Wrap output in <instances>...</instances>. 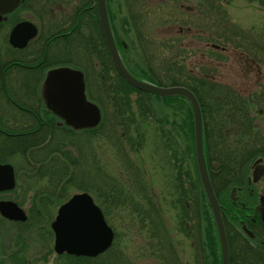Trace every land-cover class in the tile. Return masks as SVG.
<instances>
[{"label": "trees", "instance_id": "1", "mask_svg": "<svg viewBox=\"0 0 264 264\" xmlns=\"http://www.w3.org/2000/svg\"><path fill=\"white\" fill-rule=\"evenodd\" d=\"M124 1L125 7H127V17L120 18V20L122 19V30H127L125 26L128 25L131 26L133 31L137 32L139 46L142 51L134 53L137 50L134 48L128 32L125 31L126 34H123L118 31L116 25L117 17L111 7L112 0H108L111 24L123 59L131 71L138 77L163 86L185 85L196 93L204 112L207 145L212 170H229L226 173L228 176L230 172L233 173L237 170V165L240 168L254 155L264 151V141L259 139L263 137L261 132H253L256 118L254 113L264 111V80L258 85L255 92L250 95H244L233 86H224L219 82L217 83L214 77L203 70L200 74H186L183 71L184 67H175L174 64L171 65V61L165 62L169 64L154 67V61L156 62L159 59L157 52L160 46L157 45L156 39L153 38V33L159 25L154 26L152 30H147L152 20L159 21L163 25H173L172 27H175L179 32L195 27L198 31L203 30L207 34L205 38L207 43L211 45L212 55L218 60L226 58L220 51H225L228 49L227 46L232 45L233 49L242 50V54L248 61L263 65L264 67V26L258 32H252L253 34L241 29L230 20L229 13L222 5V0H197L192 9L189 8L188 13V6L185 8L183 4L181 5V0H165L162 6L151 4L150 0ZM226 1L230 2L231 0ZM248 1L257 2L264 8V0ZM93 16V52L96 58L93 55V72L91 73L93 76V88L99 95L95 96L92 93V98L102 106L104 121L100 127L87 130L86 132H92L93 139L103 137L100 131L108 124V132L110 134L106 135V137L111 140L118 159L124 163L126 172L128 173V180L127 184H122L116 178L108 179V177L103 175L100 167L97 166V171L100 170L96 174L98 179L82 176L81 184L84 185H80V190L90 191L91 193L96 192L100 196H103L110 205L113 204L111 196L114 194L119 195L121 199L120 206L113 204L112 207L122 206L126 208L132 213L133 222L139 221L144 224L146 228L141 226V229L149 236L147 243H166L169 226L165 219L164 208H161L157 200L152 196L153 188L147 187L146 180L140 181L139 173H133L130 170L131 167H137L139 164L132 161L129 153L133 150L140 151L145 142L144 133L142 135L139 129L140 124L136 126V135L132 136L130 129L132 128V124L137 123L138 116L141 118L142 123L150 119L153 120L155 124L157 123L156 126L159 131H165L166 128L164 129L163 126L168 124L170 135L169 139H167L169 142L167 146L174 144L172 142V139L175 137L173 129H180L182 131L186 129L191 138V149L196 172L192 109L189 102L183 96L160 97L152 95L138 90L125 81L116 70L109 54L99 24L95 0H93ZM142 26L145 28L144 30ZM166 47L168 49H175L176 45H171L169 42ZM89 48L87 46L88 50ZM218 48H220L219 51ZM138 55L139 58L137 57ZM94 58L97 65H95ZM86 73L88 78L89 76L92 78L89 70ZM133 93L139 94L137 99L132 97ZM153 99L157 100L160 108H168L170 114L162 117L159 116L160 113L157 115V109L151 105ZM105 107L106 110L111 109L109 114L111 117L109 119H107ZM177 113H182L183 118L180 122L182 125L179 124ZM50 125L51 129L52 126H55L53 119L50 121ZM55 132L56 130L54 129V137ZM254 137L258 141H255ZM65 140L64 137L56 135V142L53 143L54 147L50 148V151H52L50 152L49 159L57 161L61 159L60 155H63L65 161L71 160L76 165L80 164L84 158L79 161L76 156L71 155L69 149L65 150L62 148L65 144L63 141ZM71 143V145L79 147L76 140H72ZM46 147L48 148V145ZM67 163L65 165L70 166ZM63 167L65 168V166ZM49 170L50 172L54 170L53 174L56 173L54 165H50ZM61 174L64 177L66 176V173L62 172ZM195 176L196 179H192L193 176L190 175V181L188 179L183 181L181 178H178V181L175 183V191L173 190L176 192V199L171 204L172 207L178 210L181 209L180 227L187 231H189L187 225L189 221H192L194 214L203 212L208 216L206 231L204 233V228H202L203 234H198L197 241L204 243V237L207 239L205 240L208 243L207 246L210 252L208 255L209 261H205V263L221 264L213 217L209 207L207 210V205L203 202V198L205 197L204 191L197 174ZM211 177L215 184L217 182L215 178L217 177H214L213 174ZM143 187L146 188L144 200L141 196ZM223 202L226 205L228 204L227 200H223ZM195 218L193 217V220ZM226 224L228 227L229 223L227 220ZM171 240V235L168 233L167 241L172 243ZM230 243H235V239L231 237ZM105 255L99 257V260L93 259V261L83 258L82 264L123 263V258L120 259V256L116 253L110 257H105ZM232 263L240 264L233 251ZM165 264L184 263L177 260V262L168 261Z\"/></svg>", "mask_w": 264, "mask_h": 264}, {"label": "flooded vegetation", "instance_id": "2", "mask_svg": "<svg viewBox=\"0 0 264 264\" xmlns=\"http://www.w3.org/2000/svg\"><path fill=\"white\" fill-rule=\"evenodd\" d=\"M30 23L36 25L37 35L25 47L14 46L12 39H24L32 30H28ZM19 25L22 29L16 32ZM3 43H7L8 47L0 50V81L5 83L0 86V139L6 144L0 145L8 147L9 153L4 156L0 154V162L13 165L15 180L19 186L1 191L0 201H15L20 205V201L26 198L30 200L29 205L33 210L28 209L25 221L5 218L0 212V223H9L7 226L0 225V264H33L34 261L47 263L50 259L57 264H81L80 258L71 257L67 252L60 254L55 249L56 233L52 223L59 207L52 220L50 208L61 199L65 201V194L50 192L51 185L41 183L48 175H39L33 171L44 165L40 160L28 161L26 169L22 167V160H18L16 139L29 133L49 137L52 119L58 127L64 126L63 119L48 108L43 98L42 84L50 68L63 65L93 71V0H0V48ZM87 46L90 47L89 50ZM49 49L59 51L62 58L60 63L52 58ZM74 54L78 59L70 62ZM24 68L27 72L23 71ZM1 75H4V79ZM10 75H13L12 83L9 82ZM254 114L256 118L253 132H261L263 137L259 139L264 141V122L258 121L256 112ZM204 140L208 168L211 176L213 174L215 177L210 166L206 133ZM254 140L258 141L255 137ZM45 141L42 138L41 145L49 154ZM189 148L182 156L173 155L171 165L173 173L175 172V183L178 178L186 181L190 175L196 177L195 174L200 181L199 172H195L193 152ZM10 157L13 161H8ZM141 165L140 181L146 174L143 163ZM237 166V170L230 172L228 176L224 170H220L222 174L215 178L216 185L213 182L223 206L224 217L227 218L225 221L229 223L226 227L229 241L231 237L235 239V243H229L231 253L233 251L240 264H264V151L254 155L240 168ZM18 188H21L19 192ZM145 191L146 188L143 187V200ZM152 196L162 208V198L165 201L166 198L172 199L173 196L176 197V192L168 194L167 189L164 193L159 190L158 193L153 191ZM226 198L229 199L227 205L222 203ZM203 202L207 205L204 198ZM41 203L42 206H39ZM165 205L167 206L166 202ZM170 244L166 246V252L175 253V247ZM159 259L175 262L174 255L164 256L160 253Z\"/></svg>", "mask_w": 264, "mask_h": 264}, {"label": "rangeland", "instance_id": "3", "mask_svg": "<svg viewBox=\"0 0 264 264\" xmlns=\"http://www.w3.org/2000/svg\"><path fill=\"white\" fill-rule=\"evenodd\" d=\"M196 1L197 0H181V5L183 4L185 8L188 6V13V10L192 9V6ZM164 2L165 0H150V3L153 5L157 4L162 6ZM222 5L229 13L230 20L241 29L249 31L251 34H253L258 32L264 26V8H262L257 2H250L248 0H231L228 2L226 0H222ZM111 7L117 17L116 25L118 31L122 32L123 34H126L125 31L128 32L133 46L137 50L134 51V53L142 51L139 46L137 32L133 31L131 26H128L127 24V26H125L127 30H122V19L120 20V18L127 17V7H125V1L112 0ZM156 25L159 26L155 28L153 38L156 39L157 45L160 46V48L157 52L159 59L156 62L154 61V67L169 64L165 62L171 61V65L174 64L175 67H184L183 71L186 72V74H200L203 70L214 77L217 83L219 82L224 86H233L244 95H250L251 93L255 92L258 88V85L264 80L263 65H259L254 62L251 63L242 54V50L233 49L232 45L226 44L229 45L227 46L228 49L225 51H220L221 54L226 58L218 60L215 56H213L211 45L210 43H207L205 38L207 34H205L203 30L198 31L195 27H191L188 30L185 29L184 31L179 32L177 29H175V27H172L173 25H163L161 22L156 20L150 21L147 30H152V28H154ZM144 29L145 28L143 27V30ZM169 42L171 45H176V48L168 49L166 45ZM219 50L220 48H218V51ZM14 56H17V53H14ZM137 57L139 58V55ZM23 71L27 72V69ZM9 77V82L11 81L10 83H12L13 75H10ZM2 85L3 81H0V86ZM92 91L95 96L99 95L94 90V88H92ZM138 96V93H133L132 95L134 99H137ZM151 105L153 108L155 106L157 109L156 114L159 115L160 113L159 116L161 117L164 115L168 116L170 114L168 108H160L156 99H153V103ZM106 111L107 119H109L111 117V115H109L111 109L109 108ZM256 114L258 121L264 122V113L256 112ZM177 115L179 124L182 125V123H180L183 118L182 113H177ZM137 124H140L139 129L141 130L142 135L144 133L145 142L143 143L140 151L133 150L129 153L132 161L139 165L143 163V166L149 170L148 175L144 174V179L147 182L148 188L152 187L153 191L156 193H158L159 190L164 193V191L166 192V189L168 191L171 190L170 192H174L172 190V185L175 183V172L173 173V167L171 165L172 159H170V157L167 155L170 156V154H168L170 149L173 151V153L175 152V157L184 155V152L186 154V152L190 149L189 147H191L190 134H188L186 129H184V131L180 129H173L175 137L172 139V142L174 144L167 146L169 143L167 139H169L170 135L168 124L163 126L164 129L166 128V132L164 130L159 131L156 126L157 123L155 124L153 120L150 119L145 123H142L141 118L138 116L137 123L132 124V128L130 129L132 136L137 134ZM107 127L108 124L104 126L103 130L106 131ZM109 134L110 133L106 131L103 137L96 139L91 137L86 140H80L78 137H76V141L81 149L71 145V139L65 141V144L62 148L65 150L69 149L71 151V155L74 157L76 156L79 161L84 158L83 161L80 164H77L76 168L71 166L72 168L69 170V166L65 165L67 162L65 163L62 158L60 161L61 163H54V169L56 170V173L54 175L49 174L47 178L41 180V183L46 182L50 185L52 182L55 183L59 189L57 193H63L64 191H67L65 197H71L72 194L79 192L80 185H84L81 184L82 176H85V178L91 177L93 179V177H95L98 179L96 174L98 171L100 172V170L103 172L104 176L108 177V179L116 178L119 183L127 184L128 173L126 172L124 163L118 159L117 152L112 146L111 140L106 137V135ZM90 136L93 135L91 134ZM67 138L69 137H64V139ZM0 144L5 145L6 142L0 139ZM173 148H175V150H173ZM8 153V147H2L0 145V154L4 156ZM70 162L71 160H69L67 164L70 165ZM159 163H161V166ZM97 166L100 167V170L98 171ZM22 167H26L25 162L23 163ZM62 172L66 173L63 184L57 180L61 176L63 177L61 174ZM20 190L21 188H18L17 191L19 192ZM93 197L95 198V201L102 206L106 214L107 221L115 230L116 237L114 243H116L117 251H113V253H118L123 259L128 257V262L130 264H155V259L160 261V253L164 256L174 255L176 262L178 260L184 264H207L205 261H209L208 255L210 249L207 246L208 243H206L207 239L204 237V243H201L202 241H197L198 234H203L202 228H204V233L206 231V219L204 218L203 220H197L195 218V220H193V217H196V214H194L192 221H189L187 225L189 227V231L180 227V215L182 216L181 209L178 210L177 208L172 207V204H170V202H173V200L176 199L175 196H173L172 199H168V195L166 201L164 198H162L165 219L169 226L168 233H171L172 245L167 241L168 233L166 237V243H147L149 236L144 230L141 229V226H143V228L146 227L139 221H136V223L133 222V215L131 212H129V210L122 206L112 207L113 204L110 205L103 196H100L96 192H93ZM28 202L29 201H27V203ZM165 202L167 206L165 205ZM60 204L61 202L52 205L50 208V212L52 214L50 220H52L56 215L57 208ZM202 214L200 213V217ZM0 225L7 226L9 223L1 222ZM168 244L175 247V253L166 252V246ZM107 253H103L106 254L105 257L108 256V254L110 257L112 254L111 252L108 254ZM143 255H148L152 258L144 257ZM156 255L157 257H154ZM99 259L100 258H98V260ZM33 264L57 263H55L54 260L51 261L50 259L47 263H36V261H34ZM125 264H127V262H125Z\"/></svg>", "mask_w": 264, "mask_h": 264}, {"label": "water", "instance_id": "4", "mask_svg": "<svg viewBox=\"0 0 264 264\" xmlns=\"http://www.w3.org/2000/svg\"><path fill=\"white\" fill-rule=\"evenodd\" d=\"M100 25L113 63L121 76L132 86L159 96H183L189 102L194 120V142L198 171L215 223L221 251V264H231L229 241L222 213V206L215 192L209 172L204 146V118L197 95L183 85L162 86L137 77L123 60L110 21L107 0H96ZM25 25V24H23ZM24 39H12L16 47H24L37 33L34 24ZM26 26V25H25ZM19 25L15 31H21ZM43 98L50 110L77 130L98 127L103 119L101 107L88 99L85 74L71 67L49 70L42 86ZM15 180L13 166L0 164V188H11ZM1 212L17 220H26V212L13 201H1ZM53 227L57 234L56 249L78 255L96 256L106 250L114 238L113 229L107 224L103 212L88 192L74 194L58 212Z\"/></svg>", "mask_w": 264, "mask_h": 264}, {"label": "bare ground", "instance_id": "5", "mask_svg": "<svg viewBox=\"0 0 264 264\" xmlns=\"http://www.w3.org/2000/svg\"><path fill=\"white\" fill-rule=\"evenodd\" d=\"M18 27V26H17ZM100 27H101V25H100ZM101 30H102V28H101ZM6 47H8V44L7 43H3L2 44V46H1V48H0V50L1 51H3L4 50V48H6ZM49 54L52 56V58H54V60H57L58 61V63H60L61 61H62V58H61V56H60V54H59V51H57V50H54V49H49ZM78 59V57L76 56V54H74V55H72V57L70 58V62H72V61H76ZM69 61V60H68ZM39 68V67H38ZM50 70V69H49ZM49 70L46 72V76H47V73L49 72ZM121 75V74H120ZM46 76H45V78H44V80H43V83L45 82V80H46ZM1 78H3L4 79V75H1ZM123 78V77H122ZM124 79V78H123ZM125 80V79H124ZM126 81V80H125ZM130 84V83H129ZM43 85V84H42ZM131 85V84H130ZM132 86V85H131ZM101 126V125H100ZM99 126V127H100ZM56 130V132H55V137H54V133H53V130ZM104 129V127L101 129V131H100V134L103 136L105 133H106V131H108V127H107V130L105 131V130H103ZM72 130H73V127H71V126H69V125H64L63 127H58L57 125H55V126H52V129H51V125H49V131H48V134H49V137H44L45 138V144H46V146L48 145V149L50 150V148H53L54 146H53V143H55L56 142V135H58V136H65V135H67L68 133H70V132H72ZM206 133V132H205ZM204 133V134H205ZM92 134L93 135V133L91 132V133H82V134H75L74 133V137H78V139H80V140H86V139H88V138H91V137H93V136H90V135ZM72 139H73V136L71 137ZM17 141H16V144H17V147H18V153H19V156H18V160H22V162L24 163L25 162V164H26V162H28V161H33V162H35V161H38V160H40L41 162H43V164H44V166L45 167H48L49 168V164H51V165H54V160H50L49 158H50V152L52 151H49V154L45 151V149L43 148V146L41 145V141H42V135H40V134H38V135H34V134H32L31 135V133H29V134H24L22 137H19V138H17L16 139ZM28 146H27V145ZM78 148V147H77ZM22 151H23V153H22ZM168 154H170V156L169 155H167L168 157H170V159H171V156H173L174 154H175V152L173 153V151L170 149L169 150V153ZM62 160V159H61ZM60 160V161H61ZM64 160V159H63ZM237 160V159H236ZM236 160H235V162H236ZM59 161V162H60ZM46 164H45V163ZM64 162H69V160L67 161H65L64 160ZM234 162V163H235ZM71 164H70V166L68 167V169L70 170V168H72L71 166H73L74 168H76L77 167V165L75 164V163H72V162H70ZM233 164V163H232ZM27 167V166H26ZM26 167H25V169H26ZM146 169V171H144V172H146V173H148L149 172V170L147 169V168H145ZM130 170H131V172H133V173H139L140 174V172L142 171V166L141 165H139V166H133V167H131L130 168ZM34 173H38L39 174V171H37V169H35L34 168ZM229 170H224V172L225 173H227ZM210 172V171H209ZM215 172V177H220L221 176V172L222 171H214ZM40 175V174H39ZM210 175H211V172H210ZM62 177V176H61ZM190 178H188V180H189ZM192 179H196V177H193ZM190 181V180H189ZM19 186V184L17 185V182H16V180H14V182L12 183V187L11 188H15V187H18ZM6 188H0V192L2 191H4ZM58 186L55 184V183H52L51 184V191H53V192H58ZM172 190H174L175 191V184H173L172 185ZM170 191L171 190H167V192L168 193H170ZM114 194V193H113ZM111 200H112V202H113V204H115L116 206H120V204H121V199L119 198V195H117V194H114L113 196H111ZM224 200H227L228 202H229V199L228 198H226V199H224ZM27 201H30V200H28V199H26V198H23L21 201H20V205L18 204V206H19V208H21L23 211H25L27 214H28V209H32L33 210V208L29 205V202L27 203ZM44 202V201H43ZM222 203H224L223 201H222ZM220 204H221V201H220ZM39 206H42V203L41 204H39ZM221 206H222V204H221ZM209 209H210V207H209ZM207 210H208V206H207ZM210 211H211V209H210ZM222 212H224L223 211V206H222ZM200 213L202 214L203 212H199V213H196V219H199V220H203L204 218L206 219V223L208 222L207 221V215L205 214V213H203L202 214V216L200 217ZM211 214H212V212H211ZM53 231L54 232H56L55 231V229L53 228ZM81 264H82V262H81Z\"/></svg>", "mask_w": 264, "mask_h": 264}]
</instances>
